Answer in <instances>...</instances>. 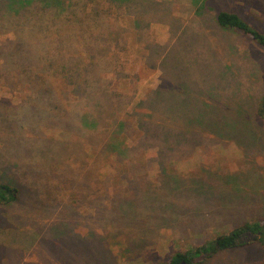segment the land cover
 Instances as JSON below:
<instances>
[{
	"label": "rangeland",
	"instance_id": "rangeland-1",
	"mask_svg": "<svg viewBox=\"0 0 264 264\" xmlns=\"http://www.w3.org/2000/svg\"><path fill=\"white\" fill-rule=\"evenodd\" d=\"M197 1H205L204 13L185 0H134L132 23L139 25L122 56L130 82L110 83L119 75L108 74L102 87L116 85L129 109L167 76L164 86L182 96L167 109L180 115H168L167 128L182 131L164 137L157 125L149 138L143 126L135 135L103 116L98 130L80 128L81 116L96 112L94 102L77 95L69 112H60L51 94H32L34 80L8 74L13 68L4 65L8 54L0 46V175H20L24 183L18 200L0 204V264H167L176 251L245 222L264 227V129L256 115L264 48L226 33L214 18L225 8L264 30V0ZM98 99L108 104L106 94ZM206 102L213 104L210 116ZM189 116L197 117L196 130ZM116 133L125 152L113 142ZM255 237L247 232V244L193 261L264 264Z\"/></svg>",
	"mask_w": 264,
	"mask_h": 264
},
{
	"label": "trees",
	"instance_id": "trees-1",
	"mask_svg": "<svg viewBox=\"0 0 264 264\" xmlns=\"http://www.w3.org/2000/svg\"><path fill=\"white\" fill-rule=\"evenodd\" d=\"M185 1L195 10L194 13H204L205 1ZM133 6L134 0H0V36H3L0 46L8 54L3 63L6 65L8 62L13 68L8 74L24 73L34 80L33 86L29 87L32 94L37 89L43 94H51L60 112H69V99L86 94L90 102H94L96 112L90 111L89 117L82 115L80 128L98 130L100 117L103 116L108 125L120 121V129L124 131L130 127L131 131L135 130V135L138 128L143 126L145 136L149 137L154 125H157L155 128L160 127L158 129L163 132V137L166 131L181 133V129L167 128L166 124L168 115L179 121L180 115L170 114L167 109L173 110L182 98L181 94L173 92L175 87L164 86L168 82L164 83L167 76H163L155 88L148 87L143 95H138L140 98L134 100L129 109H125L128 104L120 103L118 98L124 93L116 91V85L113 89L109 86L106 89L105 85L102 88L104 81H108V74L112 77L119 75L116 80L109 79L110 83L122 80L130 82L131 74L123 73L129 62L123 60L122 56L126 57L129 53L132 47L130 42H133L131 32L139 25L136 19L135 24L132 23L135 18ZM214 18L226 33H241L264 48V30L250 23L239 12L222 8ZM141 54L143 59L147 58L145 50ZM219 72L221 75L222 69ZM121 75L125 76L121 78ZM15 77L11 75L9 78ZM172 77L176 79L174 74ZM174 78L168 79L178 84ZM134 79L139 83L138 73H134ZM137 89L134 87V91ZM103 94L108 96L107 105L98 99ZM213 97L212 101L217 98ZM207 102L204 109L210 116L212 113L208 108L213 104ZM257 106L256 115L264 129V94ZM67 113H64L65 116ZM189 122V129L196 130L193 125L198 123L197 117L189 116ZM202 125L205 126L204 123ZM118 136V133L113 136V142L123 150L124 143ZM168 146L173 149L171 143ZM175 182L179 184L180 180ZM23 184L20 175L18 177L9 172L1 174L0 204H11L18 200L23 192ZM263 228L260 221L245 222L202 245L176 251L167 264H195L193 259L197 256L205 254L211 257L221 250L243 246L248 243L244 239L247 232L255 233V239L264 247Z\"/></svg>",
	"mask_w": 264,
	"mask_h": 264
}]
</instances>
